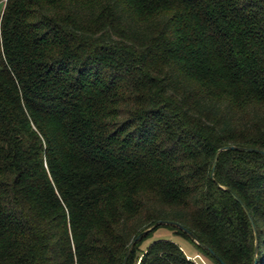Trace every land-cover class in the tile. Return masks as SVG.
I'll list each match as a JSON object with an SVG mask.
<instances>
[{
  "label": "trees",
  "instance_id": "trees-1",
  "mask_svg": "<svg viewBox=\"0 0 264 264\" xmlns=\"http://www.w3.org/2000/svg\"><path fill=\"white\" fill-rule=\"evenodd\" d=\"M232 146L264 152V0H9L0 264H124L159 221L204 247L161 226L126 264H264V156Z\"/></svg>",
  "mask_w": 264,
  "mask_h": 264
},
{
  "label": "water",
  "instance_id": "water-1",
  "mask_svg": "<svg viewBox=\"0 0 264 264\" xmlns=\"http://www.w3.org/2000/svg\"><path fill=\"white\" fill-rule=\"evenodd\" d=\"M222 151H242V152H249V153H257V154H261L264 156V152L263 151H260V150H255V149H246V148H237V147H227V148H224ZM221 152V151H220ZM220 152L217 154V156L215 157V160H214V165H213V174L215 173L216 171V167H217V162H218V157H219V154ZM229 193L234 197V199L236 201H238L239 203H241L242 207L244 208L246 214L248 215L250 221H251V224L254 228V231H255V234L257 236V232H256V228H255V223H254V220L252 219L249 211L247 210V208L243 205V203L241 202V200L238 198V196L231 190H228ZM161 226H173L175 228H178L180 229L181 231H183L184 233H186L191 239H193L196 244H198L199 246L201 247H204L203 244H201L198 240L195 239L194 235L185 227H183L182 225L180 224H177V223H173V222H168V221H159L157 222L152 228L146 230L145 232L141 233L136 239H134L131 244H130V247L128 249V252H127V255H126V258H125V261H124V264L127 263L128 261V258L130 256V253L131 251L134 249V247L140 242L142 241L150 232H152L154 229L156 228H159ZM210 252L212 254H214V252L209 249ZM219 259V258H218ZM220 260V259H219ZM222 264H225V263H222ZM254 264H258V259H257V255L255 256V261H254Z\"/></svg>",
  "mask_w": 264,
  "mask_h": 264
},
{
  "label": "rangeland",
  "instance_id": "rangeland-1",
  "mask_svg": "<svg viewBox=\"0 0 264 264\" xmlns=\"http://www.w3.org/2000/svg\"><path fill=\"white\" fill-rule=\"evenodd\" d=\"M7 8V7H6ZM6 10V9H5ZM5 11H1L0 12V16L2 17L4 15ZM175 240V238L173 237L172 232H170L169 230H167L166 228H159L157 231H155L152 236L150 238H148L144 244L142 245V249H146L147 247H149L152 243H154L155 241H159V240ZM182 245L184 246V248L186 249L187 253L191 256H194L196 251L194 249V247L187 243V242H182ZM202 258L205 260V258L202 256ZM207 262V264H213L212 262L208 261L207 259L205 260Z\"/></svg>",
  "mask_w": 264,
  "mask_h": 264
},
{
  "label": "built area",
  "instance_id": "built-area-1",
  "mask_svg": "<svg viewBox=\"0 0 264 264\" xmlns=\"http://www.w3.org/2000/svg\"><path fill=\"white\" fill-rule=\"evenodd\" d=\"M9 0H0V12L5 11ZM189 260L193 261L195 264H207V262L201 256L188 257Z\"/></svg>",
  "mask_w": 264,
  "mask_h": 264
}]
</instances>
